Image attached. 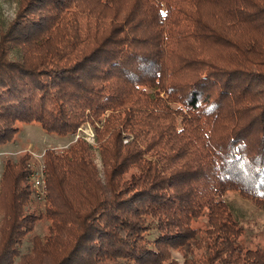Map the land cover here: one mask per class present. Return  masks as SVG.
Returning a JSON list of instances; mask_svg holds the SVG:
<instances>
[{
	"label": "trees",
	"instance_id": "obj_1",
	"mask_svg": "<svg viewBox=\"0 0 264 264\" xmlns=\"http://www.w3.org/2000/svg\"><path fill=\"white\" fill-rule=\"evenodd\" d=\"M30 122H89L102 168L83 139L47 147L36 211L31 154L3 160L0 264L40 219L17 264H264L224 198L264 204V0H19L0 32V145Z\"/></svg>",
	"mask_w": 264,
	"mask_h": 264
},
{
	"label": "rangeland",
	"instance_id": "obj_2",
	"mask_svg": "<svg viewBox=\"0 0 264 264\" xmlns=\"http://www.w3.org/2000/svg\"><path fill=\"white\" fill-rule=\"evenodd\" d=\"M19 7V0H0V32L4 29L8 23L15 17L17 9ZM15 56L14 50L10 53ZM95 132L93 126L89 122L81 124L75 134L58 136L56 134L46 133L40 126L39 123L30 122L22 123L20 131L13 142L0 145V177L2 173L3 160L6 158H11L13 161H17L18 158L24 153L29 152L31 154L29 158V165L31 170H42L44 177V185L46 184L45 179V166L43 162V155L41 157H36L34 154L41 155L47 147H52L57 151L67 148L70 143L76 141L77 139H83L88 144L91 145V153L94 161L96 162L99 170H101L102 165L100 161L99 151L97 149V144L94 139ZM34 153V154H33ZM32 188L31 199L27 203V207L32 210L40 211L43 210L46 199L45 194H41L40 189H36L33 186L32 177L30 175L29 180ZM46 188V187H45ZM5 190L8 188L5 187ZM3 188L0 186V196L2 195ZM225 200L231 207L237 219L240 221L244 227V235L242 236L245 244L249 246H255L261 244L264 241V204L257 205L253 201L242 197L237 191L230 190L224 195ZM4 197H0V219H1V208H5L3 205ZM48 222L44 219L38 220L33 230L28 233L20 245V254L15 259L12 264H17L20 256L30 253L33 247L32 239L34 236L41 237L46 229ZM172 257L177 260L179 264H183L182 255L173 250L171 252Z\"/></svg>",
	"mask_w": 264,
	"mask_h": 264
},
{
	"label": "built area",
	"instance_id": "obj_3",
	"mask_svg": "<svg viewBox=\"0 0 264 264\" xmlns=\"http://www.w3.org/2000/svg\"><path fill=\"white\" fill-rule=\"evenodd\" d=\"M34 154V153H33ZM36 157H41L43 155V153L41 155L38 154H34ZM31 177H32V182H33V186L36 189H40L41 194H45L46 189L44 185V177H43V171L40 170H33L31 173Z\"/></svg>",
	"mask_w": 264,
	"mask_h": 264
}]
</instances>
